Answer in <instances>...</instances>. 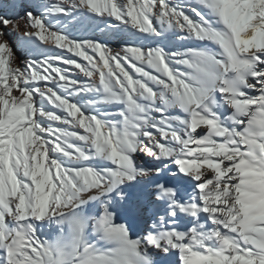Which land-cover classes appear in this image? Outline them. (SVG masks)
I'll use <instances>...</instances> for the list:
<instances>
[{
	"label": "snow or ice",
	"instance_id": "1",
	"mask_svg": "<svg viewBox=\"0 0 264 264\" xmlns=\"http://www.w3.org/2000/svg\"><path fill=\"white\" fill-rule=\"evenodd\" d=\"M0 264H264V0H0Z\"/></svg>",
	"mask_w": 264,
	"mask_h": 264
},
{
	"label": "rangeland",
	"instance_id": "2",
	"mask_svg": "<svg viewBox=\"0 0 264 264\" xmlns=\"http://www.w3.org/2000/svg\"><path fill=\"white\" fill-rule=\"evenodd\" d=\"M117 45L113 44V47H116ZM19 54V53H18ZM22 55V54H21Z\"/></svg>",
	"mask_w": 264,
	"mask_h": 264
}]
</instances>
